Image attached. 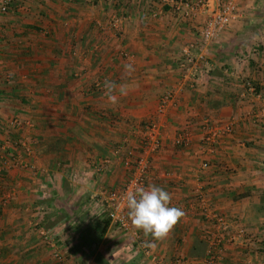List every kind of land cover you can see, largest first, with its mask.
<instances>
[{
	"label": "crops",
	"instance_id": "obj_1",
	"mask_svg": "<svg viewBox=\"0 0 264 264\" xmlns=\"http://www.w3.org/2000/svg\"><path fill=\"white\" fill-rule=\"evenodd\" d=\"M235 1L239 16L204 45L208 64L192 83H182L176 60L205 10L182 15L159 0L9 1L0 14V139L25 135L31 149L25 166L0 170V264H147L128 232L103 222L104 194L124 181L123 159L137 155L142 122L166 89L176 101L159 119L145 187L170 192L185 215L159 241L132 227L165 262L209 264L201 192L246 230L213 264H264V0ZM106 79L128 88L114 105ZM11 116L30 127L12 134ZM205 122L231 124L211 152L200 142ZM181 131L186 144L175 143ZM39 225L56 234L64 260L52 258ZM87 225L96 244L86 242Z\"/></svg>",
	"mask_w": 264,
	"mask_h": 264
},
{
	"label": "built area",
	"instance_id": "obj_2",
	"mask_svg": "<svg viewBox=\"0 0 264 264\" xmlns=\"http://www.w3.org/2000/svg\"><path fill=\"white\" fill-rule=\"evenodd\" d=\"M162 4H169L173 9L179 11L182 15H194L200 10H205L206 15L198 30L197 39L189 41L181 48V53L176 60L179 70L180 79L192 83L196 80L198 74L204 70L208 64L205 55L204 45L224 31L232 19L239 16L238 7L235 0H159ZM9 0H0V13L8 11ZM119 17H113V22H118ZM196 45H202V50L194 51ZM246 88L253 90V85L247 83ZM176 101V96L173 90L166 89L159 97L154 114L142 122V136L140 139V147L137 155L130 157L127 155L123 159L126 170L124 181L115 189H111L104 194V209L109 223L115 225L118 229L128 232L132 239L129 245L135 248L137 252L147 261V264H177L183 261L180 257H175L168 262L163 261L157 253L143 241L140 234L132 227L130 220L127 217V208L124 196L130 187L136 185L145 186L148 171L150 166V155L155 152L160 146L159 126L160 118L166 114L167 107ZM9 123L12 130H23L25 127H30L31 123L28 120L17 119L11 116ZM231 124L229 122L222 125L203 123L201 126L202 148L211 152L218 138L224 133L230 132ZM12 132V131H11ZM12 134H14L12 132ZM189 140V135L186 131H181L175 138V143L186 144ZM30 144L26 141L25 135L10 136L7 135L0 139V170L9 166H25L26 156L30 154ZM207 160L203 159L200 162V168L207 167ZM197 207L200 209L205 218L210 222L209 230L205 232V239L208 243V250L204 260L213 264L217 252L223 249L224 242H235L246 240V230L243 226L232 225V223L220 212L211 208L206 202L205 197L198 192ZM196 204V203H195ZM36 231L41 239L49 244L51 255L56 261H62L66 258L64 251L58 247L56 237L50 230L36 226Z\"/></svg>",
	"mask_w": 264,
	"mask_h": 264
},
{
	"label": "clouds",
	"instance_id": "obj_3",
	"mask_svg": "<svg viewBox=\"0 0 264 264\" xmlns=\"http://www.w3.org/2000/svg\"><path fill=\"white\" fill-rule=\"evenodd\" d=\"M124 71L131 75L135 71L130 63L124 65ZM104 95L109 103H117V91L120 95H127L126 85H119L110 80L104 81ZM127 208V217L131 225L142 230L145 237L149 235L153 241L165 239L173 228L184 217L182 208L170 206L172 195L164 188L150 184L147 187L136 185L130 187L124 196ZM149 247H155L154 243H149Z\"/></svg>",
	"mask_w": 264,
	"mask_h": 264
},
{
	"label": "trees",
	"instance_id": "obj_4",
	"mask_svg": "<svg viewBox=\"0 0 264 264\" xmlns=\"http://www.w3.org/2000/svg\"><path fill=\"white\" fill-rule=\"evenodd\" d=\"M102 220H103L104 223L109 222L107 216H105L104 218H102ZM94 228H95V226H93V228H92V225H87V227L85 228V229H86V233H87V235L84 236V237L86 238V242H87V243H89L90 241H92L94 244H96V242L98 241L97 233H93V234H91V233H92L91 231H93ZM95 229H96V228H95ZM99 230L102 231V229H99ZM90 232H91V233H90ZM92 251H94V249H91V248L89 247V252H92ZM98 257H100V256H98Z\"/></svg>",
	"mask_w": 264,
	"mask_h": 264
},
{
	"label": "rangeland",
	"instance_id": "obj_5",
	"mask_svg": "<svg viewBox=\"0 0 264 264\" xmlns=\"http://www.w3.org/2000/svg\"><path fill=\"white\" fill-rule=\"evenodd\" d=\"M10 1V0H9ZM9 8H10V5H9ZM9 8H8V11H9ZM8 11H5V12H2V13H0V14H4V13H7ZM0 56H1V54H0ZM0 61H1V58H0ZM8 76L10 77V75L8 74ZM26 120V119H25ZM28 127H25V129H27ZM13 131H15V132H13ZM16 131H17V129L16 130H12V132L13 133H16ZM92 228H93V226H92Z\"/></svg>",
	"mask_w": 264,
	"mask_h": 264
},
{
	"label": "bare ground",
	"instance_id": "obj_6",
	"mask_svg": "<svg viewBox=\"0 0 264 264\" xmlns=\"http://www.w3.org/2000/svg\"><path fill=\"white\" fill-rule=\"evenodd\" d=\"M106 215H104V217H105ZM109 221V220H108Z\"/></svg>",
	"mask_w": 264,
	"mask_h": 264
}]
</instances>
